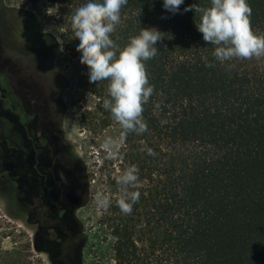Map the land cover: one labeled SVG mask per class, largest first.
Here are the masks:
<instances>
[{
    "label": "trees",
    "instance_id": "obj_1",
    "mask_svg": "<svg viewBox=\"0 0 264 264\" xmlns=\"http://www.w3.org/2000/svg\"><path fill=\"white\" fill-rule=\"evenodd\" d=\"M45 1L72 13L81 3ZM247 3L251 29L264 35V0ZM193 4L207 8L210 0H184L176 14L162 0H128L110 34L117 49L141 28L157 29L161 40L144 62L154 89L142 105L146 130L122 128L121 169L110 174L111 190L123 192L116 181L135 165L139 187L128 191H139V199L130 214L118 207L109 219L111 255L102 264H264V55L221 63L195 27L200 15L183 12ZM69 26L66 50L77 39ZM41 36L39 56L54 58L58 43ZM82 70L81 88L103 106L109 81L88 80L84 61Z\"/></svg>",
    "mask_w": 264,
    "mask_h": 264
},
{
    "label": "flooded vegetation",
    "instance_id": "obj_2",
    "mask_svg": "<svg viewBox=\"0 0 264 264\" xmlns=\"http://www.w3.org/2000/svg\"><path fill=\"white\" fill-rule=\"evenodd\" d=\"M0 4V195L34 227L33 249L49 264H83L84 188L64 135L54 58L39 56L37 22Z\"/></svg>",
    "mask_w": 264,
    "mask_h": 264
},
{
    "label": "clouds",
    "instance_id": "obj_3",
    "mask_svg": "<svg viewBox=\"0 0 264 264\" xmlns=\"http://www.w3.org/2000/svg\"><path fill=\"white\" fill-rule=\"evenodd\" d=\"M127 4L128 0H81L71 16V28L77 38L75 46L80 49L77 58L87 64L86 78L109 81L110 99L104 100L103 107L123 129L144 132L142 105L154 90L144 62L156 56L155 45L161 40V33L155 28H141L123 49H117L110 34L120 21L121 8ZM182 4L184 0H162L163 9L171 14H176ZM52 9L46 10L48 15ZM188 11L200 15L195 27L205 42L216 46L213 55L221 63L234 57L247 59L264 55V35H257L251 29V8L247 0H210V7L193 4L184 7L183 12ZM43 31L56 34L51 27ZM56 39L59 40L58 35ZM111 144L108 139L102 146L107 149ZM137 173L135 165L129 166L116 181L123 186L117 203L125 214L132 212L133 204L139 199V191H128L139 187ZM98 201L101 206H108L107 197L98 196Z\"/></svg>",
    "mask_w": 264,
    "mask_h": 264
},
{
    "label": "rangeland",
    "instance_id": "obj_4",
    "mask_svg": "<svg viewBox=\"0 0 264 264\" xmlns=\"http://www.w3.org/2000/svg\"><path fill=\"white\" fill-rule=\"evenodd\" d=\"M3 1L8 9L14 8L21 17L20 11L30 13L37 22L38 35H48L51 37L50 42L56 41L59 45L53 60V70L56 83L61 87V101L65 107L64 135L73 149L77 162L74 172L86 195V205L79 212L86 238L82 263L102 264V257L111 255L108 248L111 247L112 236L107 225L112 223L108 221L114 216L119 207L117 201L123 194L110 187L111 179L121 169L116 157L125 147L122 127L111 113L103 110L100 98L80 86V77L84 73L83 61L77 58L80 49L75 44L67 50L63 46V36L70 29L71 10L45 0ZM49 8L53 9L48 15L46 10ZM50 27L55 35L53 32L44 33L43 30ZM108 139H111L112 144L106 149L102 145ZM140 186L147 188L148 182L143 181ZM98 196L101 199L108 198L106 208L101 206ZM34 231V227L20 220L15 208L0 195V264H49L45 256L33 249ZM105 248L106 255L103 253Z\"/></svg>",
    "mask_w": 264,
    "mask_h": 264
}]
</instances>
